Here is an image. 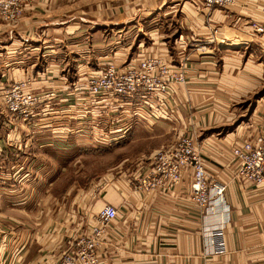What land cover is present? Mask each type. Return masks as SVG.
<instances>
[{
	"label": "crops",
	"instance_id": "obj_1",
	"mask_svg": "<svg viewBox=\"0 0 264 264\" xmlns=\"http://www.w3.org/2000/svg\"><path fill=\"white\" fill-rule=\"evenodd\" d=\"M22 5L16 24L0 19V84L28 79L26 91L43 96L25 120L0 101V264H56L105 204L117 216L98 251L115 264H264V187L234 178L230 154L233 142L264 132V35L249 28L262 0L212 11L195 0ZM141 56L185 68L159 108L87 96L88 76ZM183 133L226 185L214 213L191 199L190 169L176 185L137 188L148 158ZM150 141L157 146L144 154ZM137 147L135 158L122 153ZM92 149L111 163L93 166Z\"/></svg>",
	"mask_w": 264,
	"mask_h": 264
},
{
	"label": "built area",
	"instance_id": "obj_2",
	"mask_svg": "<svg viewBox=\"0 0 264 264\" xmlns=\"http://www.w3.org/2000/svg\"><path fill=\"white\" fill-rule=\"evenodd\" d=\"M204 9L232 6L237 0H195ZM22 0H0V19L9 24L17 23L23 15ZM255 35H264V0L261 17L249 23ZM186 81L183 64L176 69L162 56H141L123 66L107 64L99 74L85 79L83 88L91 98H120L135 96L143 106L157 109L174 92V87ZM29 80L9 85L0 84V101L14 119H27L39 105L42 94L26 91ZM234 178L243 179L255 186L264 187V132L237 140L231 144ZM190 169L191 199L202 209L214 213L213 201L224 202L226 185L210 176L191 133H183L174 143L156 150L148 158L145 173L137 176L139 190H155L178 184L185 170ZM117 209L105 204L97 215V222L78 235L60 255L56 264H115L101 258L100 242L107 233ZM212 243L217 253L225 250V242L219 232H214Z\"/></svg>",
	"mask_w": 264,
	"mask_h": 264
},
{
	"label": "rangeland",
	"instance_id": "obj_3",
	"mask_svg": "<svg viewBox=\"0 0 264 264\" xmlns=\"http://www.w3.org/2000/svg\"><path fill=\"white\" fill-rule=\"evenodd\" d=\"M24 10H25V8H24ZM24 10H23V13H24ZM23 16V15H22ZM21 19V18H20ZM19 19V20H20ZM2 20V19H1ZM18 20V21H19ZM3 21V20H2ZM4 22V21H3ZM5 24H9V23H6V22H4ZM14 24H16V23H14ZM104 39H102L100 42H101V47H103L104 48V45L102 44V42L104 43ZM79 43H81L82 45H83V43H84V41H80V40H78V43H77V45L79 44ZM85 43H87V41L85 42ZM99 44V46H100V43H98ZM101 47H99V48H101ZM130 97V96H129ZM3 105V104H2ZM4 107V106H3ZM37 107L38 106H36L35 107V109H34V112H36V109H37ZM4 111L5 112H7V110L5 109V107H4ZM34 112H33V114H34ZM30 117V116H29ZM141 142V141H140ZM143 142V141H142ZM147 143H149V145L147 146ZM141 145H142V143H141ZM140 145V146H141ZM145 145H146V148H145V152H143L144 154L147 152L146 151V149L149 147L150 149H152V148H154V147H156L157 145L153 142V141H150V142H146L145 143ZM145 145H144V147H145ZM134 150L135 151H137V150H139V147H137L136 149H133L132 151L130 150V149H128V148H125V149H123V155H125L126 157H131V159L132 158H135V156H136V152H134ZM92 152H90V158H91V160H90V162H91V164L93 165V166H95L96 164L97 165H99L100 163H104V165H106V164H110L111 163V158H110V155H107L106 154V152H98L97 151V149L96 150H94V149H92L91 150ZM41 204L40 205H42V200H41V202H40Z\"/></svg>",
	"mask_w": 264,
	"mask_h": 264
}]
</instances>
